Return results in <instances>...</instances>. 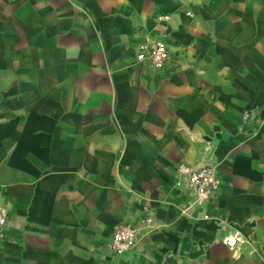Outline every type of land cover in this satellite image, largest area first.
Masks as SVG:
<instances>
[{
    "label": "crops",
    "instance_id": "crops-1",
    "mask_svg": "<svg viewBox=\"0 0 264 264\" xmlns=\"http://www.w3.org/2000/svg\"><path fill=\"white\" fill-rule=\"evenodd\" d=\"M0 212V264H264V0H0Z\"/></svg>",
    "mask_w": 264,
    "mask_h": 264
},
{
    "label": "built area",
    "instance_id": "built-area-1",
    "mask_svg": "<svg viewBox=\"0 0 264 264\" xmlns=\"http://www.w3.org/2000/svg\"><path fill=\"white\" fill-rule=\"evenodd\" d=\"M170 57L168 44L164 41H156L151 45L142 46L136 56V60L151 68L161 69ZM177 185L187 188L194 197L193 204L199 207L205 206L211 196L220 189L221 180L216 169L210 165L191 167L181 165L177 169ZM6 216L0 212V227L4 224ZM138 234L130 224L118 225L110 243V250L116 256L123 255L131 250L137 242ZM242 241L237 234L228 235L224 242L230 248H235Z\"/></svg>",
    "mask_w": 264,
    "mask_h": 264
}]
</instances>
